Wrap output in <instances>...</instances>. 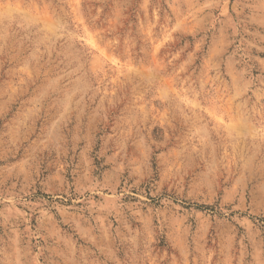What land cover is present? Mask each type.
<instances>
[{"label": "rangeland", "instance_id": "rangeland-1", "mask_svg": "<svg viewBox=\"0 0 264 264\" xmlns=\"http://www.w3.org/2000/svg\"><path fill=\"white\" fill-rule=\"evenodd\" d=\"M0 264H264V0H0Z\"/></svg>", "mask_w": 264, "mask_h": 264}]
</instances>
